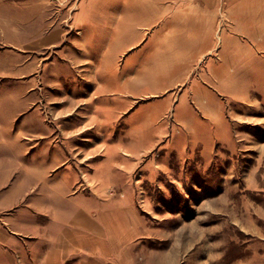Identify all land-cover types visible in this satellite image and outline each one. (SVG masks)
<instances>
[{"label":"rangeland","instance_id":"obj_1","mask_svg":"<svg viewBox=\"0 0 264 264\" xmlns=\"http://www.w3.org/2000/svg\"><path fill=\"white\" fill-rule=\"evenodd\" d=\"M28 1L0 0V21L37 18L26 12ZM89 1L95 7L85 17L105 25L89 37L94 54L100 46L110 67L117 55L114 63L126 69V77L135 69L147 80L143 94L124 115L133 111L129 120L134 123L121 118L103 130L112 138L122 133L126 144L135 135V148L152 146L141 154L140 166L127 181L148 229L156 231L140 239L137 262L245 264L252 254L247 243L253 244L252 252L258 248L260 238L253 232L264 230V210H255L264 209V7H256L260 12L252 15L245 14L252 0ZM77 2L58 1L60 20L67 26L80 20L81 15L72 17ZM203 8L212 28L202 20ZM18 32L9 30L8 38L20 39ZM4 44L2 49L7 48ZM67 55L57 56L68 62ZM50 66V71L58 69ZM97 80L50 77L46 97L62 94L60 85L74 93L76 87L83 91L84 86H97ZM197 96L214 110L220 104L233 130L230 146L218 142L210 152L206 147L205 155L207 134L182 125L180 111L175 116L179 100L189 98L196 106ZM149 114L155 121L135 125ZM82 133L86 142L98 140L95 127Z\"/></svg>","mask_w":264,"mask_h":264},{"label":"crops","instance_id":"obj_2","mask_svg":"<svg viewBox=\"0 0 264 264\" xmlns=\"http://www.w3.org/2000/svg\"><path fill=\"white\" fill-rule=\"evenodd\" d=\"M58 1L30 0L26 12L37 18L0 21V45L7 44L5 49L0 46V264H140L136 259L140 239L156 231L148 229L133 190L127 187L141 154L152 146L135 148V135L126 144L122 133L112 138L103 130L121 118L131 120L133 111L124 115L143 94L147 80L135 69L127 70L126 77V69L114 63L117 55L110 67L100 46L94 54L89 37L94 30L105 29L85 17L93 13L94 4L78 0L72 17L81 15L80 20L67 26L60 20ZM252 1L245 14L264 7V0ZM202 11L204 16L205 8ZM202 20L212 28L209 15ZM13 29L19 30L20 39L8 38ZM64 53L68 62L57 56ZM51 63L58 69L50 71ZM70 75L97 78L98 84L84 86L83 91L76 87L74 93L60 85L62 94L46 97L47 79ZM196 99L199 104L194 106L183 98L174 110L175 116L180 111L182 125L207 134L204 154L206 147L210 152L218 142L234 143L231 122L220 104L214 110L200 96ZM155 118L146 115L135 125ZM89 127L99 135L92 144L82 133ZM253 234L260 238L255 242L258 248L252 252L253 244L247 243L252 254L245 264H264V230L256 228ZM150 264L157 263L150 259Z\"/></svg>","mask_w":264,"mask_h":264},{"label":"bare ground","instance_id":"obj_3","mask_svg":"<svg viewBox=\"0 0 264 264\" xmlns=\"http://www.w3.org/2000/svg\"><path fill=\"white\" fill-rule=\"evenodd\" d=\"M183 55H184V54H183ZM181 56H182V54H181ZM137 74H139V73H137ZM146 85H147V84H146ZM142 88H143V87H142ZM142 88H141V89H142ZM146 90H147V89H146Z\"/></svg>","mask_w":264,"mask_h":264}]
</instances>
